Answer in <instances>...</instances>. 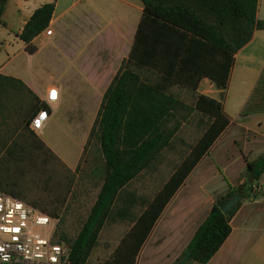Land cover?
<instances>
[{
  "label": "trees",
  "instance_id": "obj_1",
  "mask_svg": "<svg viewBox=\"0 0 264 264\" xmlns=\"http://www.w3.org/2000/svg\"><path fill=\"white\" fill-rule=\"evenodd\" d=\"M5 1L0 0V15ZM140 2L141 14L128 53L102 91L82 146L81 155L95 144L100 158V182L74 232L69 233L64 220L70 212L74 213L69 207L77 196L79 163L69 169L27 127L34 111L45 104L33 95L29 119L23 121L21 128L13 126L0 137V191L56 218L53 239L66 241L71 264H85L98 242L101 227L114 222L126 224L127 228L99 264H135L138 250L164 205L230 121L223 110L222 97L235 51L255 29H264V19L256 18L257 0ZM52 10V2H43L27 16L17 33L25 51H34L30 41L47 28ZM202 77L220 89L217 98L197 92ZM8 78L12 77L0 74V79ZM263 109L264 68L239 114ZM190 120L200 133L186 144L177 132ZM165 150L173 151L179 158L156 191L145 197L128 188L140 171L158 167ZM263 170L264 151L245 161L240 172L242 180L211 203L205 218L171 264H176L187 249L190 254L184 264L209 259L228 235V221L240 201L260 193L252 186L258 185ZM250 172L249 183L246 177ZM33 185L39 187L38 192L28 195ZM237 191L243 192L242 197L223 214L217 201Z\"/></svg>",
  "mask_w": 264,
  "mask_h": 264
},
{
  "label": "crops",
  "instance_id": "obj_2",
  "mask_svg": "<svg viewBox=\"0 0 264 264\" xmlns=\"http://www.w3.org/2000/svg\"><path fill=\"white\" fill-rule=\"evenodd\" d=\"M43 2L53 4L46 28L50 33L44 29L32 37L30 43L35 49L29 53L17 33L30 12ZM29 5L32 10L24 13V7ZM141 9L140 0H6L1 15L12 14L13 25L17 27H12L13 34L7 33L1 18L0 25L4 27L0 29V74L12 78L0 79V137L13 126L21 128L23 121L29 119L34 95L45 104L41 108L47 114L39 129H31L29 121L27 127L46 145L42 133L51 126L60 109L70 68L76 75V83L85 85L79 87L91 91L88 101L96 102L97 109L102 91L128 53ZM256 18L264 19V0H257ZM49 47L55 48L52 54L58 53L62 58L56 70L32 66L33 57L38 53L47 56ZM262 68L264 29H255L235 51L223 93L222 106L230 121L164 205L138 250L135 264H171L205 218L211 203L242 180L240 172L245 161L264 151V109L239 114ZM51 87L56 88L57 95L48 104L42 96ZM196 90L214 98L220 92L206 77L199 80ZM71 121L69 117L67 122ZM257 184L260 193L240 201L228 221L230 231L222 244L206 262L190 264H264V170Z\"/></svg>",
  "mask_w": 264,
  "mask_h": 264
},
{
  "label": "rangeland",
  "instance_id": "obj_3",
  "mask_svg": "<svg viewBox=\"0 0 264 264\" xmlns=\"http://www.w3.org/2000/svg\"><path fill=\"white\" fill-rule=\"evenodd\" d=\"M32 8L31 5L26 6L23 12H30ZM1 18L5 27L0 25V29L4 27L7 29V33L13 34L14 28L17 27L16 24L13 25L14 16L4 12ZM11 29L13 30L11 31ZM5 35L1 37H5ZM49 48L50 50L47 56L40 55V53L36 54L33 57L31 65L35 67L37 64V66L40 65L42 67L41 69L53 68V70H56L62 58L58 53L56 55H54V53L52 54L55 48ZM43 72L45 73L46 70H43ZM43 72L41 71V73ZM66 73L67 81L63 89V102L58 112L54 114L51 126L42 133V137L44 138L45 144L69 164L70 168H72L76 162L79 163L77 179H80V182L75 186L77 189V196L75 202L69 207L74 213L70 212L64 220L67 230L71 233L77 228L78 220L85 215L88 205L92 201L95 192L98 190L100 180L97 178V173L99 172L98 167L100 166V158L94 143L89 145L82 155L80 153V147L82 146V140L85 139L86 129L91 123L92 116L95 114L96 102L88 101L91 91L87 88L81 89L79 87L83 84L76 83V75L73 73V69H68ZM69 117L73 120L71 123L67 122ZM199 133V128L195 126L193 120H190L180 127L177 135L181 137L186 144H189L198 137ZM175 141L178 142L176 139ZM176 146L179 147V145ZM180 148H182L181 145ZM180 150L182 151V149H179V151ZM164 154L165 158L155 170L140 171L129 183L128 188L135 190L137 193L144 194L145 197H150L167 177L170 169L179 158V156L171 150H165ZM84 171H86V173L88 172V175L85 176L83 174ZM38 190L39 187L33 185L28 190V195H36ZM126 228V224L118 222L104 224L99 231L98 242L91 249L85 264H99V262L107 256Z\"/></svg>",
  "mask_w": 264,
  "mask_h": 264
},
{
  "label": "built area",
  "instance_id": "obj_4",
  "mask_svg": "<svg viewBox=\"0 0 264 264\" xmlns=\"http://www.w3.org/2000/svg\"><path fill=\"white\" fill-rule=\"evenodd\" d=\"M45 32L49 34L50 29ZM55 89H46L42 100L53 102L56 98L51 92ZM46 114L41 108L32 115L30 128L39 129ZM252 190L258 186L253 185ZM55 223L56 218L39 208L0 191V264H71L66 241L53 239Z\"/></svg>",
  "mask_w": 264,
  "mask_h": 264
},
{
  "label": "water",
  "instance_id": "obj_5",
  "mask_svg": "<svg viewBox=\"0 0 264 264\" xmlns=\"http://www.w3.org/2000/svg\"><path fill=\"white\" fill-rule=\"evenodd\" d=\"M246 180L249 183L252 181V172L249 173L248 177H246ZM242 195H243L242 191H237L232 195L227 196L224 199H219L217 201V206L219 207V209L223 214H227L230 208L242 197ZM189 254H190V249H187L176 264H184L188 259Z\"/></svg>",
  "mask_w": 264,
  "mask_h": 264
},
{
  "label": "snow or ice",
  "instance_id": "obj_6",
  "mask_svg": "<svg viewBox=\"0 0 264 264\" xmlns=\"http://www.w3.org/2000/svg\"><path fill=\"white\" fill-rule=\"evenodd\" d=\"M56 95H57V93L55 92V90H53V91L51 92V96H52V98L55 99V98H56ZM37 123H39V122H37Z\"/></svg>",
  "mask_w": 264,
  "mask_h": 264
}]
</instances>
